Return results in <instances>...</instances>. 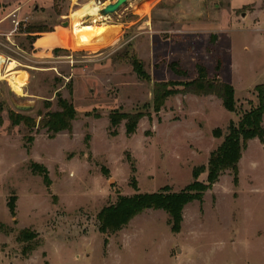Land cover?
<instances>
[{"label":"rangeland","instance_id":"rangeland-1","mask_svg":"<svg viewBox=\"0 0 264 264\" xmlns=\"http://www.w3.org/2000/svg\"><path fill=\"white\" fill-rule=\"evenodd\" d=\"M113 1L0 0V264H264V138L184 207L179 232L162 209L113 233L99 217L122 196L208 184L212 152L264 83V0L237 11L229 0H130L93 19ZM198 64L234 87L236 110L179 91L156 111L155 85L182 89ZM59 97L77 117L51 138L39 114L57 110ZM138 112L133 134L125 119L111 124Z\"/></svg>","mask_w":264,"mask_h":264},{"label":"trees","instance_id":"trees-1","mask_svg":"<svg viewBox=\"0 0 264 264\" xmlns=\"http://www.w3.org/2000/svg\"><path fill=\"white\" fill-rule=\"evenodd\" d=\"M172 69L178 75H186L187 72L181 68L172 66ZM219 70V67H218ZM197 77L189 81H181L179 85H183L182 89H171L166 83H158L154 88V109L160 111L164 106L166 99L177 92H191L195 94L209 95L213 94L222 100L224 107L229 111H235L237 108V100L235 97L234 87L222 81L218 76L211 78L207 69L198 64ZM70 93L72 94V85ZM257 103L246 111L240 118L238 124H232L229 128V133L225 136L224 141L219 148L212 152L208 170L204 168L197 174L208 171V184L197 180L195 183L188 185L179 192H170V188L164 187L160 191L152 193H135L131 196H122L118 200L102 210L99 217L101 220L100 230L102 232H116L126 225L137 214L146 209H162L170 216L174 232H179L181 222L183 220L184 207L193 200L202 201L203 193L211 188V186L219 179V176L226 170L230 169L234 172L238 170V162L242 156L246 143L253 138H264V83L256 85ZM38 129H46L49 137L54 138L58 133L73 130V122L77 117V112L74 102L71 98L59 97L58 109L51 110L45 114L40 113ZM143 115L141 113L123 114L118 120L110 117L111 124L117 126L125 119L126 132L128 134L135 133L138 123ZM14 124L24 122L28 127L34 128L36 122L34 119H22L17 121L14 115H10ZM1 122V117H0ZM221 135L219 130L216 134ZM29 141H33V137H28ZM31 168L33 172L43 175L44 180L49 184L48 169L44 165L37 162H32ZM10 209L14 207V203L9 201ZM4 225L0 224V229Z\"/></svg>","mask_w":264,"mask_h":264},{"label":"water","instance_id":"water-1","mask_svg":"<svg viewBox=\"0 0 264 264\" xmlns=\"http://www.w3.org/2000/svg\"><path fill=\"white\" fill-rule=\"evenodd\" d=\"M129 1L130 0H115V1H113L111 3H108L102 9H100L99 15L103 16V17L110 16V15L114 14L115 12H117L124 4H126ZM242 16L244 17L245 13H243ZM16 106L20 110H29V109H31V106L27 105V104L16 103Z\"/></svg>","mask_w":264,"mask_h":264},{"label":"crops","instance_id":"crops-1","mask_svg":"<svg viewBox=\"0 0 264 264\" xmlns=\"http://www.w3.org/2000/svg\"><path fill=\"white\" fill-rule=\"evenodd\" d=\"M229 4H230V8L233 10V11H237L239 9H242L243 7L245 6H248V5H257L258 3L254 2L253 0H243V1H238V0H229ZM258 9H255L252 13L250 12H244L245 13V16L246 18L249 17V15L255 13ZM257 20L258 18H254V20Z\"/></svg>","mask_w":264,"mask_h":264},{"label":"bare ground","instance_id":"bare-ground-1","mask_svg":"<svg viewBox=\"0 0 264 264\" xmlns=\"http://www.w3.org/2000/svg\"><path fill=\"white\" fill-rule=\"evenodd\" d=\"M103 7L101 6V5H99V6H96V7H94L89 13L90 14H92L93 15V19H96L98 16H99V11H100V9H102ZM91 15V16H92ZM4 66V65H3Z\"/></svg>","mask_w":264,"mask_h":264}]
</instances>
